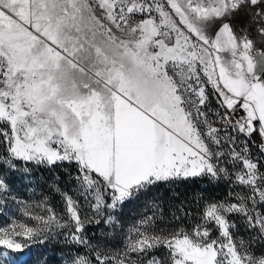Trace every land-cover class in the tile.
<instances>
[{"label":"snow or ice","instance_id":"snow-or-ice-1","mask_svg":"<svg viewBox=\"0 0 264 264\" xmlns=\"http://www.w3.org/2000/svg\"><path fill=\"white\" fill-rule=\"evenodd\" d=\"M241 15L264 34V0H0L2 163L75 164L79 195L106 224L159 182L224 176L246 190L205 203L190 230L156 232L155 213L143 217L112 251L87 238L92 220L72 196L57 215L0 178V201L20 208L0 225V264L61 234L64 264H264V160L251 154L264 157V51L235 34ZM232 216L257 236L237 239Z\"/></svg>","mask_w":264,"mask_h":264},{"label":"trees","instance_id":"trees-1","mask_svg":"<svg viewBox=\"0 0 264 264\" xmlns=\"http://www.w3.org/2000/svg\"><path fill=\"white\" fill-rule=\"evenodd\" d=\"M259 49L264 51V44ZM260 75L264 79V72H261ZM3 158L4 149L0 147V178L5 179L8 187L12 188L22 199L30 201L32 198L35 200L41 198L45 195L46 189L53 190L52 194H47L48 200L51 195L59 196L58 191L62 186L56 176L60 179L64 178L60 166L46 167L28 164V172H24L23 162L16 161L18 170H12L2 163ZM22 165L24 166L22 167ZM228 184L221 177L218 179L198 177L159 182L157 186L150 187L147 191L141 192L137 197L126 202L122 206V208L124 207L122 212L114 218L115 221H120V224H123L130 219L131 212L138 214L144 208L145 202L150 201L152 206L153 204L157 205L154 208L156 214L161 215L169 224L177 225L182 222V224L187 223L188 226L193 225L199 222V209L205 203L220 197V194L223 195ZM185 213L188 214L185 215ZM88 236L91 238L100 237L99 241H104V244L109 242V237H113L109 230H104L102 233V229L98 228L88 230ZM72 251H76V249L73 248ZM68 252L69 249L64 246V236L61 234L58 238L50 239L47 243L42 244L41 247L38 246L34 255H31L30 260L29 258L25 259L24 264H63L64 257ZM82 253L85 251L83 250ZM13 255L18 257V253Z\"/></svg>","mask_w":264,"mask_h":264},{"label":"rangeland","instance_id":"rangeland-1","mask_svg":"<svg viewBox=\"0 0 264 264\" xmlns=\"http://www.w3.org/2000/svg\"><path fill=\"white\" fill-rule=\"evenodd\" d=\"M229 22L232 24V26L234 28V32L238 37H242V36L246 35L249 39H251L253 41V48L254 49H259L264 44V34H261L258 32L257 29H258V26H260V25L257 21H251L250 22L248 17L241 15L240 17L232 18ZM206 92L208 94V106L206 109V111H208V113H209L208 118H209V120L217 121V116L215 115V113L217 112V109L219 106L217 103L216 94L213 93V90H212L210 85L207 86ZM226 123H227L226 121H218L215 126L220 128V129H224L226 126ZM227 131L229 132V134L236 135V133L231 132V129H227ZM220 135H221V137L226 139V137H224L223 131L220 132ZM243 139H244L243 137H240L241 141H243ZM253 140H255V139H253ZM250 142H251V139H250ZM251 154H252L253 159L259 158V159L264 160V157L256 156V154H253L252 152H251ZM29 164L36 165L35 163H29ZM55 165L60 166V169H62L63 170L62 172L64 173L63 179H60L59 177L56 176V179H58L57 181H59L61 183V186H62V188H60V191H58L59 192L58 197L51 195L50 200H48L47 194H52L51 191L53 192V190H50V189H46V193H44L45 195H43L41 198H37L36 200L34 198H32L30 201H25L24 199H22V197L20 195H18L16 192H14L12 188L9 187L11 189V193L14 194L16 197H18L20 200H22L25 203L30 204V205H34L38 202L44 201L45 202V208L51 207V208L55 209L57 215H62L64 208H65L64 197H63L62 193H67L68 195L72 196L73 199L77 200V202L82 206V211H81L82 218L87 217L88 219L92 220L91 224H87V220L85 221V223H86L85 235L93 244L101 245L105 249H110L112 251L122 249L126 243V238L128 237L129 229L133 225H135L137 221H139L143 217L152 216L153 213H155V217H156L153 230L156 232H160L161 230H163L164 233H167V232H170V231H173L176 229L190 230L194 226V224L188 226L187 223L182 224V222L177 224V225L169 224L161 215L156 214V211L154 210L152 203L150 201L145 202L144 208L142 209V211L138 212V214L131 212L129 215L130 219L128 221H125L123 224H120V221H116L115 223L106 224L103 222V220L106 218V216H100V217L95 216L94 215V209H91L85 203L84 199L79 195L78 186L76 185V182L73 179V176L75 175L76 165L75 164H69L68 162H62V163L58 162ZM23 166L24 165H22V167ZM38 166H40V165H38ZM41 166L50 167L47 164H44ZM260 171L264 172V167H261ZM203 177L211 178L208 176H203ZM154 186H157V184ZM0 191H3V190H0ZM235 192H239L242 195L246 194L245 189L241 188L240 186L234 184L231 181L228 184V186L226 187V192H224L223 195L220 194V197L215 198L211 201L231 202L232 198L230 197V193H235ZM123 209H124V207L118 208L117 211L112 212L110 214L113 216H117V214L121 213ZM36 211L39 212L40 214H43V215L48 214L47 211L42 210V209H36ZM261 211H264V208H261ZM0 213H3V216H4V218H2L3 216L0 217V225L9 223L13 218H20V208L16 203H13L11 199H9L7 201V203L0 201ZM0 215H2V214H0ZM97 220H100L101 222L97 223L96 222ZM231 221L234 222L235 225L237 226L235 229H233L237 239L248 240L251 237L257 236L256 232L250 231L248 229V227L246 226V222L243 220L242 217L232 216ZM61 222H63V221H61ZM94 228L102 229V233L104 230H109V233L111 235H113V237L112 236L109 237V242H107L105 244H104V241H99L100 237L101 238L103 237V234L99 238H96V237L91 238L88 236V230L94 229ZM216 234L217 233L215 231H213V235L215 236ZM260 244H261V242L257 238V244H256L257 251L260 250ZM38 246L41 247L42 244L35 243V244H33L32 247L26 248L25 251H23L22 253H18V257H14L16 264H24L25 259L28 260V258L30 260L31 255H34V253L36 252V248ZM83 250L85 251V253H82ZM79 251L82 254H86L85 249H79ZM153 255H159V256L163 257L164 256V250L158 249L157 251H155L153 253ZM64 260H65V257H64Z\"/></svg>","mask_w":264,"mask_h":264},{"label":"built area","instance_id":"built-area-1","mask_svg":"<svg viewBox=\"0 0 264 264\" xmlns=\"http://www.w3.org/2000/svg\"><path fill=\"white\" fill-rule=\"evenodd\" d=\"M251 152H252L253 154H257V153H258V148L252 146V148H251ZM231 170H232V171H235V169H231ZM221 177H222V179L225 180L226 182H228V183L231 182V180L227 179L226 177H224V176H221ZM233 179H234V177H233Z\"/></svg>","mask_w":264,"mask_h":264},{"label":"crops","instance_id":"crops-1","mask_svg":"<svg viewBox=\"0 0 264 264\" xmlns=\"http://www.w3.org/2000/svg\"><path fill=\"white\" fill-rule=\"evenodd\" d=\"M250 139H251V140H253V139H255V140H256V139H257V137H254V136H253V137H251Z\"/></svg>","mask_w":264,"mask_h":264}]
</instances>
